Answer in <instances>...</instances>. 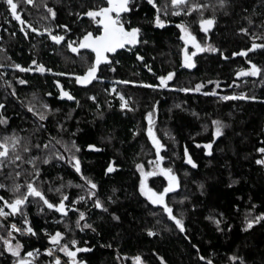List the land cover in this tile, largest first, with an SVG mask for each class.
<instances>
[{
    "label": "trees",
    "instance_id": "obj_1",
    "mask_svg": "<svg viewBox=\"0 0 264 264\" xmlns=\"http://www.w3.org/2000/svg\"><path fill=\"white\" fill-rule=\"evenodd\" d=\"M135 2L139 6L127 14L130 26L139 27L140 40L147 43H138L131 51L126 47L108 53L110 63H101L96 73L98 79L88 85L77 84L75 75L87 71L94 53L87 49L72 53L67 43L55 44L45 29L54 35H67V40H76L86 31L95 33L97 25L89 17L78 18L76 14L106 6V0H34L33 5L25 7L24 16L39 34L31 30L22 33L15 22L10 26L1 24L0 104L4 108L0 109V115L6 117L7 123L0 125V136L15 133L30 146L49 144L43 153L31 147L30 153H22L25 159L52 150L61 153L64 160L53 158L47 165L38 162L43 181L40 187L50 202L58 203L60 194L48 189L64 184L61 191L68 195L65 204L85 212V223L91 225V228H78V212L69 211L61 217L46 206L41 211L42 202L28 203L24 210L36 235L13 233L23 245L21 256L39 249L35 264H49L51 258L44 254V249L50 247L45 231L49 234L60 231L65 234L62 243L75 239L76 247L90 249L77 253L76 258L82 264H122L119 256L125 264H134L136 256L141 257L143 264H161V258L164 264H207V260L212 264H240V259L231 260V256L242 258L244 264H264V221L244 230L246 216L254 219L264 213V166L256 163L264 157L257 151L264 147V72L257 77L236 76L239 70L250 67L249 60L264 70V48L247 51L253 42L264 44V0H226L223 8L217 0H195L209 5L202 10L203 18L214 15L216 19L207 36L200 31V12L172 15L171 0H154L161 19L168 21L165 27L158 28L154 26L156 8L147 0ZM48 8L56 13L55 18ZM181 22L198 42L218 49L197 53L193 68L182 66L185 46L176 27ZM60 25H66L70 31L65 32ZM241 50L247 51V55H232ZM188 51H193L191 45ZM137 54L143 60H137ZM34 59L52 71L20 72L12 67L31 65L35 69ZM169 72L174 73L169 88L143 86L159 85L158 77ZM19 79L27 83L21 85ZM57 82L72 93L75 102L59 99ZM197 84L204 85L199 92L178 90L194 89ZM113 85L129 101L131 111L121 109L120 99L109 96ZM213 89L217 95L203 94ZM10 92H15L27 110L31 105L37 112H45L47 126L27 113ZM240 93L256 99L219 98ZM93 96L95 101L90 99ZM148 112H153L154 131L164 145L160 152L164 159L158 163L171 168L178 180L177 189L167 193L165 201L174 215L183 218L186 229L183 233L160 206H153L139 192L141 177L136 165L150 171L153 166L149 161H155L156 157L146 134ZM217 119L225 127L220 136L213 138L212 121ZM56 140L69 145L75 142L79 147L80 151L74 152L80 161L79 174L96 183L94 198L98 197L107 211L96 208L84 189L76 187L85 182L78 177L72 166L74 162L69 163L70 153ZM208 143H212L210 155L203 147ZM90 144L99 150L89 149ZM185 149L197 167L186 163ZM110 163L115 170L106 173ZM15 170L31 171V165L23 163ZM10 171L13 169L6 167L0 172V183L11 185L15 177H9ZM27 171L19 178L21 184L31 179ZM167 184L159 174L148 179V186L157 192L163 191ZM78 195H85V201L71 205ZM0 196L11 199L12 194L0 189ZM8 220L24 227L19 214L9 216ZM215 220L220 221L219 230ZM0 224L9 225L2 219ZM149 229L156 234L149 236ZM7 236V227H0V237ZM0 253H3L0 264H14L15 258L4 250L3 239H0ZM54 255L63 260L61 264L68 262L63 253L57 251ZM200 256L206 259L201 260Z\"/></svg>",
    "mask_w": 264,
    "mask_h": 264
},
{
    "label": "snow or ice",
    "instance_id": "obj_2",
    "mask_svg": "<svg viewBox=\"0 0 264 264\" xmlns=\"http://www.w3.org/2000/svg\"><path fill=\"white\" fill-rule=\"evenodd\" d=\"M2 2L7 6V10L10 12L13 19L18 21L20 24L24 25L26 22L21 18V15L18 13V2L19 0H2ZM27 4H32L33 0H25ZM147 3L152 5L153 8H156L157 15L154 18V26L158 28L165 27L168 21L161 19L159 12L160 9L157 8V5L154 3V0H147ZM217 4L220 8L225 7L226 0H217ZM172 5V15H189L193 11H197L201 13V18L199 19V27L200 31H202L205 36H207L208 32L213 28L216 19L213 15L210 18H203L202 10L208 8L209 5L196 3L195 0H171ZM139 5L136 4L135 0H106V6H99L98 8L89 9L87 12L84 13H77V17L79 18L81 15L87 16L90 18L91 22L97 25L96 32L93 31H86L82 37H78L76 40L68 39L67 40V48L72 52L79 54L81 49L90 50L94 53V61L91 66L88 67L87 71L83 75H75V82L79 85H88L93 80L98 79L96 73L98 67L101 63H110L108 53H116L118 49L128 48L131 51V48L138 43H147V41L140 40L141 29L139 27H131L130 26V18L127 14H129L134 7H138ZM215 10V6H213ZM48 13L55 18L56 13L51 9H47ZM167 14V13H166ZM128 25V27H126ZM29 27H31L29 25ZM60 28H63L65 32L70 31L66 25H60ZM176 27L180 30V39L184 42V49L183 51V67L186 68H193L195 67L193 57L197 55V53H202L205 51L216 52L218 51L217 48L212 46L211 44H201L197 41L196 37L193 33L189 30L188 26H186L183 22L176 24ZM21 31H24V28H21ZM33 32H37V29L32 28ZM48 33L49 38L57 45L61 44L62 41H65V35L61 34H52L50 29H45ZM241 32H245L247 34V30L244 28L240 29ZM188 45H191L193 51H188ZM257 48H264V44H256L255 42L252 43L251 48L247 51H252ZM247 51L241 50L239 53L234 52L232 55H240L246 56ZM223 56V53H221ZM137 60H143V57L137 54ZM226 58V57H225ZM250 67L248 69H241L236 73V76L239 77H257L262 75L264 70L261 67L257 66L255 63H252L250 60L248 61ZM32 65H36L35 69L32 68L30 65L28 68L22 67L19 64H14L12 67L18 69L20 72H31V71H38L40 73L44 72H51V69H46L43 64H37V61L34 59L32 60ZM2 67V65H0ZM114 70V69H113ZM151 70V69H149ZM56 75H66L65 73H56ZM174 73L169 72L166 76H159V85H152V84H144V87L148 88H169V81L173 79ZM21 85L26 84L27 81L24 79H19L18 81ZM117 83L128 84L130 81H118ZM209 84L213 83V81H208ZM57 86L60 87L59 82H57ZM219 87V83L216 84ZM204 87L203 84H197L194 89L190 88H180L179 91L182 92H189L195 91L199 92L201 88ZM112 92H116V89L113 87ZM204 95H217L215 89L212 92H204ZM15 95V92L12 93ZM48 95H51L50 93ZM116 95L119 97L121 103L120 108L125 109L128 108L129 111L132 109L128 107L125 97L116 92ZM60 98H67V100L71 101L75 98L67 91L61 88L60 91ZM221 100H236V99H245V100H255L256 97L254 96H246L243 93L239 95H224L219 97ZM90 99L95 101V97H90ZM78 103V102H77ZM111 106V105H109ZM42 107L44 109H48V105L43 104ZM99 108V105H97ZM179 107V106H178ZM4 108V104H0V109ZM28 111L33 113L34 116L38 117L40 121H44L46 119L45 112H37L33 106L28 107ZM145 120L147 121V129L146 134L148 139L151 141L153 147L155 148L156 157L155 161H149V165H152L151 171H144L143 165L137 164L136 168L140 172V184H139V192L141 196L145 197L148 202H150L153 206H160L162 208L163 213L167 214L169 220H171L176 228L180 230V232H185L183 218H178L176 215L173 214L172 207L166 203L165 196L167 193L173 191L175 188L178 187V180L176 175L172 172L171 168H163L160 166L158 162L164 159L163 156L160 155L161 149L164 145L160 142L157 138L155 131H154V119H153V112H148L145 116ZM7 123L6 117L0 115V125H5ZM213 138L218 137L222 134V128L225 125L220 120H213L212 121ZM43 127V125H41ZM136 135V133H133ZM55 139V138H53ZM57 144H61L64 147L66 152H69L70 155L68 157L69 163H72L76 173H81L80 168V161L74 154L75 152L80 151L79 147L72 142L70 145L65 144L60 140H56ZM200 145H197L199 147ZM31 147H35L36 149L40 150L43 153L44 149L49 148V144L45 143L43 147L41 145L36 144L34 146H30V144L24 140L23 137L13 133L11 135H3L0 136V172L6 167H10L13 171L9 172V177L14 175L15 179H13L11 185H5L4 183H0V189H5L9 193L12 194L11 199H5L3 196H0V219H7L9 216H16L17 214L20 215L22 218V224L24 227H18L16 223H11L7 226L0 224V227H7V235L8 238L0 237L3 239L4 250L9 253L14 260V264H35V259L40 255L39 249H33L30 251H26L23 256H21V249L23 245L20 243L19 240H16L13 233H19L20 235L30 234L32 236L36 235L34 229L29 225V220L27 218V213L24 210L27 207L28 203H37L42 204L40 205L41 211H43L44 206L47 207L49 210H54L55 212L59 213L61 217L67 216L69 211L78 212V219L76 221V226L78 228H91V225L88 223H84L81 225V221L85 220V212L79 211L78 208L69 207L65 204V201L68 200V195L61 191V189L65 186L61 184L59 187L52 188L49 187L48 191L52 192L55 191L56 193L60 194V200L58 203L50 202L49 199L46 198V195L40 184L43 183L41 179V168L38 166V162L44 165L49 164L50 160L55 158L56 160H64L65 157L55 151H49L47 154H42L40 156H32L29 155L27 159L22 155V153H30ZM206 150V154H211L210 150L212 148V143L205 144L203 146ZM89 149H96L95 145H88ZM258 152L264 154V147L257 149ZM185 159L186 163L191 165L193 168L197 167L195 162L191 159L188 155L187 149H185ZM19 162V163H17ZM23 163H27L31 165V171H27V175L31 177V179H26L23 184L19 181V178L24 174V171L15 170L20 169ZM256 163L258 165L264 166V157L257 159ZM115 169L113 164H109L106 173H111ZM162 175L168 181L166 187H164L163 191L157 192L154 191L152 188L148 187L146 183L147 177L155 176V175ZM80 178L84 180L83 185H76V187L84 189L85 194L87 195L88 199H93L96 197V189L97 185L94 183L90 178H87L80 175ZM68 186H71V181L68 182ZM31 198V199H30ZM110 199V198H109ZM80 201H85V195H78L76 199L72 200L70 203L71 205H75ZM93 204L96 208L101 209L103 211H107V208L101 203L100 199L97 197L93 199ZM255 207V205H253ZM7 209V211L5 210ZM113 219H117V217H113ZM264 221V213L256 216L254 219H249L247 216L245 217V229H251L254 223H259ZM217 228L219 230V220H215ZM67 227V226H66ZM94 231V229H93ZM156 233L149 229L148 235L153 236ZM45 235L48 237L50 247H46L44 249V254L49 256L51 259L49 264H61V258L59 256H55V252H61L66 257H68L67 264H82L81 261L77 260V253L81 251H90V249H82L76 247V240L72 239L69 243H62L64 239V233L60 231H56L54 234H49L45 231ZM187 239V237H185ZM15 240V243L13 241ZM69 244L72 246L69 247ZM195 248L196 246L193 245ZM74 249V250H73ZM3 253H0L2 255ZM201 260H205L206 258L200 256ZM231 260L240 259V264H244L242 258H238L236 256L229 257ZM134 264H143L142 259L140 256H136L133 258ZM161 264H164L161 258ZM207 264H212L211 260H207Z\"/></svg>",
    "mask_w": 264,
    "mask_h": 264
},
{
    "label": "flooded vegetation",
    "instance_id": "obj_3",
    "mask_svg": "<svg viewBox=\"0 0 264 264\" xmlns=\"http://www.w3.org/2000/svg\"><path fill=\"white\" fill-rule=\"evenodd\" d=\"M14 2H15V0H14ZM21 5L18 3V8H17V11H18V13L21 15V18L26 22L24 25H22V24H20L18 21H16L15 19H13L12 18V16H11V14H10V12L7 10V6L2 2V0H0V36H2L3 35V33H2V30H3V26L2 25H8V26H10L11 24H12V22H15L17 25H18V28L20 29V31H21V28H24V31L22 32V33H25L26 32V30H31L32 31V26H31V24H30V22L29 21H27L26 20V18H25V16H24V9L23 10H21ZM4 12V13H3ZM2 24V25H1ZM29 25L31 26V27H29ZM2 26V27H1ZM9 32V31H8ZM48 34V33H47ZM58 34H60V33H58ZM67 36V35H66ZM65 36V41H62L61 42V44L62 43H67L66 41H67V37ZM61 44H59V45H61ZM58 89H59V99H60V91H61V87H58ZM63 90H65V89H63ZM65 91H68V90H65ZM71 95H72V93L70 92V91H68ZM73 96V95H72ZM74 97V96H73ZM75 98V97H74ZM61 100V99H60ZM62 101V100H61ZM67 101H69V100H66V101H63V102H67Z\"/></svg>",
    "mask_w": 264,
    "mask_h": 264
},
{
    "label": "water",
    "instance_id": "obj_4",
    "mask_svg": "<svg viewBox=\"0 0 264 264\" xmlns=\"http://www.w3.org/2000/svg\"><path fill=\"white\" fill-rule=\"evenodd\" d=\"M68 92V91H67ZM11 93V96L13 97V99L16 101V102H18V104L27 112V113H29V114H31L32 115V117L33 118H35V119H37L38 121H39V123H41V124H43L44 126H47V123L45 122V121H40L39 119H38V117H36V116H34L33 115V113H31V112H29L27 109H26V107L22 104V102L17 98V96H15V95H12V92H10ZM62 101H66L67 100V98H60ZM70 102H75V99L74 100H71ZM78 177L80 178V174H78ZM81 179V178H80ZM82 180V179H81ZM83 181V180H82ZM96 191V190H95ZM96 194H97V192H96ZM93 199H95L94 197H93ZM81 223V225H83L84 223H85V220H83V221H81L80 222ZM120 257V261H121V263L122 264H125V260H124V258L122 257V256H119Z\"/></svg>",
    "mask_w": 264,
    "mask_h": 264
},
{
    "label": "rangeland",
    "instance_id": "obj_5",
    "mask_svg": "<svg viewBox=\"0 0 264 264\" xmlns=\"http://www.w3.org/2000/svg\"><path fill=\"white\" fill-rule=\"evenodd\" d=\"M22 7H23V9L25 10L26 8V6H31V5H33L34 4V0H33V2H32V4H27L26 2H25V0H19V2H18ZM28 13H29V11H28ZM6 85H7V83H6ZM117 88L116 87V85H113V86H111V88H110V92H109V96H112V97H117V98H119L117 95H116V92H112L111 90H112V88ZM125 100H126V102H127V105H128V100L125 98ZM129 107V106H128ZM125 109H128V108H125ZM74 152H75V150H73ZM160 166H162V163L160 164ZM151 171V170H150ZM158 175V174H157ZM156 176V175H155ZM151 177H154V176H150V177H147V179H146V183H147V185H148V179L149 178H151ZM149 187V186H148ZM177 188H175L174 190H176ZM167 195V194H166ZM4 238H8V236L7 237H4ZM13 243H15V240L13 241ZM23 250V248L21 249V251Z\"/></svg>",
    "mask_w": 264,
    "mask_h": 264
},
{
    "label": "built area",
    "instance_id": "obj_6",
    "mask_svg": "<svg viewBox=\"0 0 264 264\" xmlns=\"http://www.w3.org/2000/svg\"><path fill=\"white\" fill-rule=\"evenodd\" d=\"M4 222H6L7 224H11V223H14V222H11V221H9L8 220V218L7 219H2ZM18 227H20L19 225H17ZM25 236H29V237H31L32 235H30V234H25ZM61 261H63L62 259H61ZM65 264H67V262H65Z\"/></svg>",
    "mask_w": 264,
    "mask_h": 264
}]
</instances>
